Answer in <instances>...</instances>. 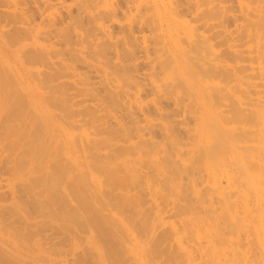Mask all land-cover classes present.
<instances>
[{"label":"rangeland","instance_id":"1","mask_svg":"<svg viewBox=\"0 0 264 264\" xmlns=\"http://www.w3.org/2000/svg\"><path fill=\"white\" fill-rule=\"evenodd\" d=\"M20 1L22 9L0 0V264H264V174L250 180L237 166L242 159L251 170L257 161L264 168V37H242V48L262 55L243 82L223 80L225 96L218 103L204 96L222 110L206 138L201 101L177 73L169 80L181 95L165 99L146 85L142 58L124 57L139 62L129 71L131 80H116L97 67L100 46L122 50L121 39H151L147 28L121 25L123 12H135L134 5L119 0L117 17L89 19L75 0H52L41 10L32 0ZM95 2L106 12L104 1ZM227 3L237 7L236 0ZM52 10L67 38L51 37L47 51V35L35 36L22 11L36 26ZM152 10L149 4L147 12ZM236 13L242 24L254 18ZM226 25L234 28L232 21ZM58 53L90 83L64 68ZM111 56L109 70L116 59ZM137 81L138 95L129 97ZM62 84L73 98L61 94ZM76 108L82 112L72 115ZM245 108L258 109L262 118L243 121L236 111L243 115ZM243 126L263 132L262 139L255 131L252 139L242 138ZM238 140L245 146L232 150L229 143ZM219 141L228 143L217 148ZM209 160L217 177L223 175L222 188L208 178Z\"/></svg>","mask_w":264,"mask_h":264},{"label":"bare ground","instance_id":"2","mask_svg":"<svg viewBox=\"0 0 264 264\" xmlns=\"http://www.w3.org/2000/svg\"><path fill=\"white\" fill-rule=\"evenodd\" d=\"M12 1L15 9L23 8L20 0ZM32 1L36 4V7L39 10H41L43 6L46 7L54 5L52 0ZM75 1L79 13H87L89 19L91 16L93 18H96L97 16L101 18L103 13L108 14L111 19H113V17H117L116 14L119 7V0H102L106 6V12H103L104 8H98V4L95 0ZM123 2L132 6L134 5L135 12H132L129 8L128 13L124 11L125 22L121 25L125 24V28L130 31H132L134 26L135 28L138 27L140 30L147 28L153 35L151 39L144 36L142 41H140L137 37H135L133 41L131 38L128 40L126 38L121 39L124 43V48L122 50L117 46H109L107 49L105 48V50H103L100 46L98 49L99 56L97 67L102 69L105 73L112 74L113 76L116 75V80H131L133 76L129 71L131 69L137 70L139 62H132L134 59H130L131 61H129V59H125L124 57L127 55L129 58L131 56L135 59L142 58V62L144 61L143 63L146 62L148 65L146 71L143 72V78L148 80L146 85L153 89L155 96L158 95V98L163 97L165 99H176L174 94L177 96L181 95L180 91H174L171 88L172 83L169 80H174V78H176L175 74L177 73V77L180 78V81L185 82L187 87H189L188 89L190 92L201 101L202 108L200 130L207 138L211 130L212 119L216 117V114L222 118V110L220 108L217 110L213 106V101L204 100V96L207 95L209 98L212 96L214 101L218 103L225 96V93L222 92L221 82L230 78L243 82L246 76L245 72L247 70H252L253 72L254 66L252 62L254 58L262 60L261 56H264V52H262L261 55V51L259 50H256L255 54L251 55L250 53L251 51L253 52V49L246 50L242 48L243 43L241 42L243 35L247 36L249 39L257 38V40L264 37V0H236V8L229 5L227 0H123ZM149 4H151L153 9L151 13L147 12ZM66 6L69 9L71 5ZM237 11H240L243 16H247V14L252 13L254 14V18L250 17L247 18L246 23H239L240 18L239 14L236 13ZM57 12H59L58 9ZM22 14V21L29 25V29H33L32 33L35 36L39 37L41 34L47 35L43 36L45 39L49 40L47 44H43V47L47 51L50 48V44H54V42L51 41V37H56L57 39L58 37L67 38L66 28L59 27L55 24L54 10L50 11L48 15L46 14V16L42 18L43 22L45 21L43 25L36 23V26H33L30 15H24L23 11ZM183 14H189L191 18H182L181 16ZM228 21H232L234 28L227 27L226 24ZM87 30L88 28L83 29V31ZM2 31L8 32V30L4 28H2ZM149 39L152 41H149ZM95 43L98 44V41H95ZM150 44H152L156 50L155 57H150L148 54V51L151 48ZM83 46L86 47L85 45ZM51 48L56 51L54 46H51ZM2 49H7V46H2ZM111 52L114 53V57L116 59L112 60V69L109 70L107 65L110 64L109 56H111ZM137 53L139 54V57L136 56ZM245 53L248 54L247 59L250 63H244L246 60ZM58 55H60V61L63 63L64 68L71 69V74L81 78L83 83H90L88 74L76 71V63L74 61L67 62L66 58L61 56V53H58ZM168 68H171L174 71L167 72ZM49 79H53L52 75ZM62 85L61 94L64 97L69 98L65 86H70H67V84ZM139 85L140 83L137 81L135 84L137 91H129V97H135L138 95L140 90ZM88 89L90 94L94 97V86L91 85ZM78 91L81 92L82 88H79ZM71 105L73 106L74 103L71 102ZM99 107H101L100 109H107L108 115L112 116L111 110L108 109L107 104L102 105V103H99ZM139 108H141V106ZM243 110L247 113H243V115H241L240 111H236V114L242 118L243 121L253 122L258 118H262L263 114L258 112V109L247 110L245 108ZM81 112L82 111H79V109L76 108L71 111V114L75 115L80 114ZM88 113H90L89 110ZM100 129L103 131L102 128ZM254 131L256 134H259L258 139H262L263 132H260V130H248L245 126H243L240 132L242 134V138L246 137V139H252V136L249 134ZM1 139L2 137L0 138V143H2ZM239 140L235 143H229L232 150L236 151L237 148L245 146L243 144H239ZM227 143L228 142L226 141H219L216 147L223 148L227 145ZM262 149L264 151V145L262 146ZM258 151L260 152L258 160H261L262 152L259 149ZM237 157L241 158V154H237ZM9 160L13 162L11 159ZM10 161H6L7 165L11 163ZM207 162L209 180H214L215 183H218L222 188L221 176L223 175L217 177V173L214 172L215 165L213 164V161L209 160ZM15 164L18 165V162H15ZM256 164L258 166L257 170H251L248 166V162H245L242 159L237 161V166L241 171L240 174L250 180L252 177L260 178V176L264 174V168L263 165L260 164V161H257ZM10 167L11 166L9 165V168ZM15 167L17 168L18 166ZM15 167L12 169H16ZM226 175L228 182H232L233 176L231 173L226 172ZM51 181L54 184L53 180ZM53 184L51 186H53ZM41 202L44 204L43 201ZM260 214L264 215V211ZM246 215L252 217V215ZM232 218L237 220L241 219V217H237L236 214L233 215ZM263 242L264 237L261 240V244L264 245Z\"/></svg>","mask_w":264,"mask_h":264}]
</instances>
